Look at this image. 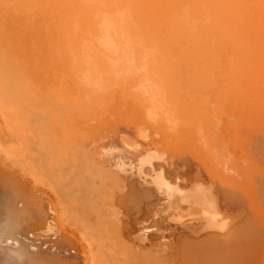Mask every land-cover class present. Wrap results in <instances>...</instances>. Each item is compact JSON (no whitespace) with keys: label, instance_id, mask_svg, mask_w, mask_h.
Listing matches in <instances>:
<instances>
[{"label":"bare ground","instance_id":"bare-ground-1","mask_svg":"<svg viewBox=\"0 0 264 264\" xmlns=\"http://www.w3.org/2000/svg\"><path fill=\"white\" fill-rule=\"evenodd\" d=\"M116 119L127 125L137 120L129 131L132 135L141 133L136 138L139 136L142 141L122 140L127 146L120 145L128 147L126 150L118 146L120 141L114 142L120 137L117 132L120 134L124 129L112 126ZM106 121L110 132L111 126L120 130H113L116 133L112 132V143H117L131 158L146 154L150 147L154 150L148 154L155 147L164 148L158 144L161 139L167 148L170 142L179 146L191 143L195 157L202 160L192 162L191 154L186 159L188 166L184 160L186 165L176 166L172 162L180 157L173 155L172 162L166 163V157L171 153L168 158L172 159L174 151L170 149L168 153L166 149L165 156L163 150L160 158L157 155L160 150L152 154L160 161L156 162L155 156L152 160L142 155L137 168L134 157L136 170L132 168L131 172L126 166L132 160L126 156L131 162L123 161L127 163L126 166L123 163V170L129 174L121 175L110 169L111 160L114 162L115 156L118 159L119 151L114 150L118 156L115 152L114 156L112 153L106 156L109 161L104 159L105 155L98 156V149L107 141L105 136L101 135L105 141H100L99 146L100 142H96L95 150L86 140L91 137L87 138L90 131L93 133L100 125L104 128ZM147 127L152 132L145 130ZM153 135L158 136V141ZM94 138H90L91 142ZM105 143L108 146V141ZM1 160L7 163L4 166L10 164L11 169L15 168L13 173L8 168L7 173L0 166V171L6 173L0 172L3 178L11 177L18 168L17 174H21L20 170L21 175L25 174L19 176H28L35 184L34 188L27 184V189L33 190L32 195L34 189L43 188V193L45 189L53 198L55 207L52 204L45 207L55 211V215L54 211L52 215L49 211V215L55 216L56 226L64 235V245L69 251L68 257H63L66 264L73 263L67 260L73 256L79 257L83 264H88L84 263L87 259L90 264H107L113 257L116 263L126 258H115L120 256L118 252L112 254L110 250L112 255L108 252L115 244L113 237V243L108 240L117 219L116 216L113 219L117 213L111 215L114 209H104L107 202H101L104 201L101 197L108 200L107 195L111 196L113 190L108 192V188L116 187L121 197L117 193L113 196L116 198L117 194V198L126 202L140 195L144 196V202L146 199L153 202L154 207L155 202H160L162 207L158 203L155 209L162 212L164 207L166 214L153 210L150 221L147 219V224L143 221V226L156 227V222L166 219L167 223L169 219L172 230L194 219L186 217L194 215L196 209H206L203 199L215 183L262 184L248 189L264 195V0H0ZM21 177L20 182L24 180ZM9 178L5 180L8 185L12 181ZM17 182L12 183H23ZM26 183L27 180L22 188ZM12 189L16 191L15 186ZM9 197L6 199L10 204L5 199V204L0 203L6 210L3 213L8 212L6 215L11 212L5 207L12 210L13 206ZM115 198L110 202L113 205L108 203L110 207L118 204ZM15 215L7 216L8 226L11 219L16 223L20 219L18 213ZM173 217L178 220L173 221ZM12 227L14 230L16 225ZM79 249L89 253L84 261L85 251L82 256Z\"/></svg>","mask_w":264,"mask_h":264},{"label":"rangeland","instance_id":"rangeland-1","mask_svg":"<svg viewBox=\"0 0 264 264\" xmlns=\"http://www.w3.org/2000/svg\"><path fill=\"white\" fill-rule=\"evenodd\" d=\"M120 120L121 119H116L115 122H111L112 126L113 125L115 127L117 126L120 130L124 129L122 131H124V133L126 132L128 137L131 135L130 137H133L134 139L133 138L130 139V137L128 139V137L125 136L124 133L121 131V133L119 132L120 134H118V132H117V136L120 135V137H118L119 140H117L118 138L115 139V136H116L115 135L114 139L116 141H114L113 137H112L113 136L112 132H114L113 130H115L117 128H114V127L112 128V126H111L110 129H113V130L110 132L109 127H108V121H106L107 125H104V128H102L101 125L99 126V127H101L99 129H98V127H96L97 131L100 133V135H99V133H96L97 131H95V129H96L95 128L93 130V133H92V131H90V133L87 135V138L89 136H91V137H89L86 140L88 141L89 144L91 143L90 145L93 146L92 149L95 150L94 149L95 146H97V145L99 146V144H101L102 141L103 142L105 141L104 138H106V140L108 141V143H107L108 146H106L105 142H107V141H105L104 142L105 146H100L99 149L97 148L98 146L96 147L99 151H101L100 154L98 151V156H100V158H103L104 155H105V157L106 156L109 157V155L112 152H115L114 150L119 151V156H120V154H123L122 156H124L123 157L124 160L122 157H121L122 159L119 158L118 152L116 151L115 153H117L116 155L118 156L117 157L118 159L116 160V156L113 157V158H115L114 162H116V166H115V163L113 162V160H111V164H110V166L112 165L111 166L112 168H110V169H114V170L118 171L121 175H123L122 173L129 174L128 173L129 171L132 172V168H135L137 166L136 164L138 162V158H140V156L142 157V155L149 156L150 158L152 157V160H154V158H155V161H156L159 157L156 158L157 156H155L156 155L155 153L159 152L160 150H161L160 151L161 153L159 152L160 155L159 154H157V155L160 156V158H162L161 154H163L164 152L166 153V149H169V151L167 150L168 153L170 152V149H172L171 152L174 151L172 153V159H169L171 157V153H170V155H168V153H166L169 157V158L166 157L167 162L165 161L164 156H163L164 160L163 159L162 160L165 161L166 163H168V162L171 163L173 160V155H176V156L178 155L180 157V160L174 159L173 160L174 162H172L176 166L177 165L180 166V164L186 165V163L188 162V160H186L188 158L187 156H190L191 154H192L191 155L192 159L191 158L190 159L192 162L193 161L197 162V160L198 161L202 160V158H200V157L199 158L195 157L197 155H195L193 150H191L192 149L191 143H188V145L186 143H180V146H179V144H173L171 142L170 143L168 142L170 145L168 144V148H167V145L164 144L165 142L162 143L161 139H160V141H158V139H157L158 136L156 137L155 135H153L155 137H152V138L154 140L157 139L158 144L163 145L165 149L162 148V146H160V148L155 147V151L153 152L155 155H152L153 153L148 154V152L151 153L152 150H154L152 147H150V146L154 147V145L151 144L150 146H147V148L150 147L151 151L148 148L147 150H149V151H146V154L144 152V153H142V155L139 154V157H138V155L134 156L135 157V160H134V157L131 158L132 156L131 155L129 156V153H128V155L126 153H124V151L126 150V148L128 149V147H122V145H120V144H124L123 146H127V145H125L124 142H122V140H128V141L129 140H132V141L139 140V142L142 141V139H138V138H141V137H139V136H141L140 135L141 133L138 134V132H137L136 135H132V133H130V131H129V128L131 126H134V123L135 122L137 123L138 121L133 120L132 125L131 124L127 125V123H125V121H122V120L120 121ZM117 122H118L119 126L116 125ZM109 124H110V120H109ZM142 126H144V125L142 124ZM105 128H107L109 130L108 133L104 132L103 129H105ZM120 130L117 129V131H120ZM145 130H149V132H152V130H150L148 127ZM94 132L96 133V135H93V137H92V134H95ZM143 132H144V130H143ZM114 133H116V132H114ZM97 134H98V136H97ZM145 134H148L147 131ZM150 134L152 135L153 133H150ZM101 135L103 137L104 136L105 137L103 138ZM137 135H139V136L136 138ZM99 136H101L102 139ZM107 136H109V137L107 138ZM90 138H92V139L94 138V141L91 142L92 139H90ZM109 139H110V142H109ZM147 139H149V137ZM97 140H99V141H97ZM111 140L114 142L120 141L118 146L125 148V150L123 149L124 150L123 151L121 147L118 148V146H116V144L118 142L115 143V145H114V143H112ZM132 141H129V142H132ZM153 141H152V143L157 144V142H153ZM96 142L97 143L100 142V143L97 144ZM159 142H161V143H159ZM111 143H112V145H111ZM95 144H97V145H95ZM171 145H173V147ZM112 146H116V148L112 147ZM176 147L177 148L179 147V148L177 149ZM109 148H111L112 150L111 149L108 150ZM120 148H121V150H120ZM103 150L105 151L104 154H103V152H104ZM120 151H122V152H120ZM162 151H163V153H162ZM187 151L189 153H187ZM106 152H107V155H106ZM165 153H164V155H165ZM177 153H180V154H177ZM184 153H186V155H184ZM235 153H236V155L238 154L237 151ZM111 155L114 156L113 153ZM112 156H110V157H112ZM126 156L128 157V159L132 160V163H130L131 162L130 160H129L130 162H128V160L126 159L127 158ZM176 156H174V158ZM105 157H104V159H107V161H109L110 158H107V157L105 158ZM184 157H186V158L183 159ZM113 158H111V159H113ZM168 159H169V161H168ZM190 159H189V161H190ZM121 160H122V162H121ZM133 160L136 162V163H134L135 167L133 165V162H134ZM162 160H161V162L164 164L165 162H163ZM170 160H171V162H170ZM183 160L186 161V163L183 162ZM118 161H119V163H118ZM123 161L124 162L127 161L128 163L132 164L133 167L129 166L130 164L129 165H127V163L125 164ZM157 161H160V159H158ZM177 161L178 162L181 161L182 163H178ZM3 162L4 161L1 160L0 166H2L4 171L6 170L7 173H8V170L11 172L12 169H14V171H15V168L11 169L10 164H9V167H7L8 165L4 166L7 163H3ZM1 163H3V165ZM120 163H122V164L120 165ZM123 163H124V166L127 165L126 168L130 167L129 171L125 170V169L123 170V167H124ZM189 164H190V162H189ZM187 166H188V163H187ZM117 167H119V168H117ZM4 168H6V169H4ZM115 168H117V169H115ZM136 168L134 170H136ZM183 168H184V166L182 167V169ZM185 169H188V167ZM4 171H3V173H2V171H0V172L5 175L6 173H4ZM17 171H18V168L16 169V172ZM125 171H127V172H125ZM16 172H14L15 174H12L13 173V171H12V173H9V174L10 175L12 174L11 177L16 175L17 177L15 176L12 178L13 179L15 178L14 179L15 183L18 181L17 184H21L23 182L21 185H15V183L13 184L12 182L14 180L10 176L6 175L7 178H3L4 176L0 173V175H1L0 181L2 178L4 179V180L2 179V181L0 182L1 183L0 188L3 187L2 189H0V199L2 200V201L0 200L1 201L0 203L6 202L7 205L10 204L9 203L10 200L8 201L6 198H8L11 195V197L13 199V204L11 203V205H13V206H11L12 210H10L11 208H9L7 205H5V206H7L5 208L9 212H11V214H14V216H17V215H15V213H18V216H20V219L19 220L17 219V221H18L17 223L13 222L11 219V225L8 226L7 224H10V222H8V221H10V219L8 220V217H10L11 214L6 215L8 212H6V214L3 213L6 210L3 209L2 207H0V209H2V211L0 210V246L2 248V249L0 248V254L2 253V255H0V264H66L65 259L68 257L69 251H68L67 247H65V245H64V241H63L64 235L61 232L60 227L56 226L58 222L56 221L55 216L54 217L50 216L53 214L51 212L54 210L52 209V211H51L48 209L49 208L48 206H51L50 204H52V205L54 204L53 198L50 197L49 193L47 194V192H48L47 190L44 189V192H46V193H43V191H42L43 188H41V187H38L41 189H37V188L34 189V191L35 190L36 191L32 195L33 190H31V188L28 190L27 187H29V186L32 187V185H35V184H32L33 182L31 181L30 178H28L27 175H26L27 176L26 178H22V177H24L23 175H25V174L21 175L22 174L21 170H20L21 174L19 172L17 174ZM134 173H136V172H134ZM19 175H21L22 177ZM132 176L136 177V175H132ZM9 177L12 180L11 182L9 181L10 180ZM20 177L22 179H24V180H21V182L19 180ZM8 178H9L8 181H9L10 185H8V183H6ZM25 179L27 180V183L25 184V188L27 191H29L28 194H25L24 193L25 188H22V187H24V181L26 182ZM214 182H216V180H214ZM11 184H13L15 186L16 191L18 190L17 192L15 191L17 194H15V192L13 191L14 189H12V187H14V186ZM4 186H6V187H4ZM16 186H20V188H22V190L16 189ZM250 186L256 188V187L262 186V184L255 183V184H249L248 185V184H242V183H224V184L215 183L213 185V187L210 186V192L203 199V201L205 202V204L207 206L206 209H204L203 211L201 208L196 209L194 215H192V216L189 215L186 217V218L193 217L194 219L190 218L189 219L190 221H185V224H183V226L184 225L193 226V229L191 230L189 228H185L186 226H184V227L181 226L178 229H174L176 231L172 230L173 229L171 227L172 223L169 219H167V223H168V225H167L166 219L164 222H162V221L159 222L158 219L160 217H158V219L155 218L159 222V223L156 222V225L158 227L157 226L155 227L154 225H153L154 227H152V225L151 226L149 225V228H147L148 226H146V227L143 226V223L145 221H146L145 222L146 224H147L148 220L150 221V219H151L150 215H153L151 213L153 210H154L153 213L157 212L160 214L161 213L166 214V210L164 207H163L162 212H160L161 209L158 211L155 209V208H157V206H159L158 203H160V202H158V203L155 202V205L156 204L157 205H156V207H154L153 202H152V204H153L152 205L150 200L146 199V201L144 202L145 198L142 195H140L141 197L139 196L140 200H142L140 202L142 205L139 203V200H137V199H139V198H137L138 196L136 197L137 199H133V201L128 200L130 202H126V200L124 201V199L122 200L119 198V197H121V195H119L115 191L116 187H115V189H114V187H113V189L108 188V190H107L108 192L113 190L112 194L110 193L111 196L107 195L108 200L101 197V200H104L101 202H103V203L107 202L106 204L108 205V203L112 202L113 198H115V196H113L115 194H113V193H117L119 195V197H118L119 200L117 198V194H116V198L114 200L115 203H118V204H116V207H112V206L110 207L109 205L111 203L108 206L104 204V206H106V208L103 206L104 209H108V210L114 209V211H112L111 215H114V213H117L116 215L113 216L114 218L112 217L113 219H115V216L117 217V219H115L116 226H115V229L113 228V230L111 232L112 236L110 235L111 238L108 240V242L111 240L113 243V239H115L114 240L115 244L111 243L112 244L111 247L114 250L110 249L111 247L110 248L108 247L109 248L108 252L110 255H112L113 252H115V251L118 252L120 254V256L115 255V258L119 257L121 259V257L123 258L125 256L126 258H123L124 261L117 262L120 264H238V263H240V264H264V195H259V193L257 194L256 192L258 190L248 189ZM7 187L12 189V191L9 188L7 190ZM239 187H246L248 190L247 189L241 190V189H239ZM32 188H34V186ZM37 190L38 191L40 190L39 191V193H41L40 195H39ZM27 191H26V193H27ZM8 193H9V195L7 196ZM18 193L19 194L22 193V195L21 194L18 195ZM43 194L46 196H44ZM35 195H36L37 199L35 198ZM122 195H124V194H122ZM3 196L5 198H3ZM25 196H27V197H25ZM22 197L24 199H22ZM29 197L31 200L29 199ZM107 197H105V198H107ZM51 198H52V200H51ZM4 199H5V201L3 202ZM24 200H26V201H24ZM32 200H34V201H32ZM14 201H16V202H14ZM48 202H49V204H48ZM50 202H53V203H50ZM132 202H134V205L133 204L130 205ZM147 202L152 205V208L150 207V204H149V206H147L148 205ZM23 203H25V204L23 205ZM120 203H121V206H120L121 209L123 208L122 210H120V207H118L120 205ZM124 203H126V204H124ZM32 204H35V205H32ZM42 204H43V206H42ZM38 205H40L39 207L42 206L40 208L41 211H40L39 207H38L39 211L36 210ZM46 205L48 208L45 207ZM111 205H113V204H111ZM126 205H130L132 207L129 206V208H128V207H126ZM161 205L162 204L160 203V206ZM53 206L50 207V209L53 208ZM148 207H150L151 209H149ZM161 207H159V208H161ZM13 208L15 210H13ZM115 208H116V212H115ZM146 208H148L151 211H149L147 209L148 210V213H147ZM17 209L19 210V212ZM131 209H133V210H131ZM134 209H135V211H134ZM136 209L139 211L136 212ZM16 210H17V212H16ZM119 210H120V212H119ZM123 210H124V212H123ZM181 210L184 212L183 209H181ZM181 210H179V212H182ZM47 211H48V214H47ZM49 211H50V215H49ZM43 212H44V215H43ZM179 212H177V213L182 214ZM186 212L187 211H185L184 213H186ZM33 213H35V214H33ZM145 213H146L147 217H144ZM3 214H5L6 216ZM45 214H47V215H45ZM142 214H144V216ZM178 214H177V216H180ZM187 214L188 213H186V215ZM54 215H55V211H54ZM136 215H139V216H136ZM34 217L35 218L37 217V218L33 220ZM13 218H15V217H13ZM16 218H19V217H16ZM162 219H164V218H162ZM172 219H173V221L178 220L177 218H174V217ZM15 220L16 219H14V221ZM168 220H169V222H168ZM5 221H7L6 224H4ZM22 221H24V222H22ZM141 221H142V223H141ZM207 221L212 222L214 225H212V226L205 225V224H208ZM12 223L13 224L16 223V224H14V225H16V228H14V230H12L13 229L12 226H14ZM48 223H50V224H48ZM54 223H55V226H54ZM162 223H165V224L163 225ZM49 225H50V227H49ZM164 226H168V227H164ZM173 227H175V225ZM57 228H59L60 231H57V230H59ZM156 228L158 230L159 229L160 230L157 231ZM153 229H155V232L153 231ZM4 230L7 233L4 232ZM166 231H168V232H166ZM156 232H159V234L157 233L158 235H156ZM59 233L60 234L62 233V234L59 235ZM42 236H43V238H42ZM32 237H33V239H32ZM59 237H60V239H59ZM112 237H113V239H112ZM4 241H5V243H4ZM9 242H12V243H9ZM6 243H8V244H6ZM11 244H13L12 245L13 247L11 246ZM3 248L4 249L6 248L7 250L5 249V252H4ZM108 248H105V249H108ZM110 250H111L112 254L110 253ZM7 251H8V253H6ZM66 251H68V252L65 253ZM79 251L82 253V256H83V252L85 251L84 252L85 258L83 257V259H82L83 261L88 258L89 253H87L86 250L82 249V251H83L82 252L81 249H79ZM118 253H117V255H119ZM121 253H122V255H121ZM172 253H174V254H172ZM65 254H66V256H63ZM114 254H116V253H114ZM58 255L61 257H59ZM86 256H87V258H86ZM57 257H59L60 259ZM63 257H65V259H63ZM73 257H70L67 260L68 261L70 260L69 261L70 263L73 262L72 264H77V263L83 264V262L81 261V259L79 257H77V256H73ZM110 257L111 256H109V258ZM119 258H117V259L120 260ZM71 259H73L74 261L76 259V262L74 263V261H72ZM86 261L88 264H90L88 259L85 260L84 263H86ZM116 261L117 260L114 261V257H113L109 261L107 260V264H117Z\"/></svg>","mask_w":264,"mask_h":264}]
</instances>
